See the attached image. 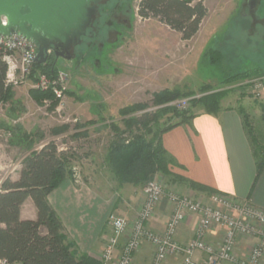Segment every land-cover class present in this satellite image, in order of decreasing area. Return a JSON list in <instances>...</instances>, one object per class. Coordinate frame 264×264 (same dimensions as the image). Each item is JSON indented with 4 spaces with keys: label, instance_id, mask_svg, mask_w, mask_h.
<instances>
[{
    "label": "rangeland",
    "instance_id": "1",
    "mask_svg": "<svg viewBox=\"0 0 264 264\" xmlns=\"http://www.w3.org/2000/svg\"><path fill=\"white\" fill-rule=\"evenodd\" d=\"M202 1L207 16L194 37L182 40L179 33L156 19L140 18L136 13L138 0H100L86 34L80 43L70 46L72 58L55 57L52 49L47 57L56 78L61 76V107L56 109L58 98L53 108L49 100L45 106L43 101L40 105L30 97L29 89L37 88V75L42 74L35 68L27 80L11 87L12 103H0V183L7 177L18 178L21 160L29 152L26 145L14 143L15 136L9 130L19 124L31 134L32 148L54 140L60 149L74 153L70 178L77 172L81 181L101 197L114 200L121 191L105 160L108 145L115 138L109 124L113 122L124 130L120 110L127 106H137L132 116L146 117L151 123L157 109L153 95L165 88L196 94L203 85L243 91L251 133L264 147L260 106L264 100V0L254 6H249V0ZM209 44L224 53L226 68H258L262 77L252 78L248 84L235 82L223 87L220 69L201 63ZM255 79L262 84L257 98L252 83ZM170 116H156L158 125L163 126ZM141 131L136 125L121 137L129 138ZM79 132L80 137L75 135ZM150 179L166 189L165 180L155 176ZM145 183L136 185L141 194Z\"/></svg>",
    "mask_w": 264,
    "mask_h": 264
},
{
    "label": "trees",
    "instance_id": "2",
    "mask_svg": "<svg viewBox=\"0 0 264 264\" xmlns=\"http://www.w3.org/2000/svg\"><path fill=\"white\" fill-rule=\"evenodd\" d=\"M136 13L142 19L153 18L168 26L179 33L182 40H190L199 31L208 10L202 0H138ZM201 63L214 65L220 69L223 87L262 77L258 68L243 71L226 68L224 53L212 44L204 49ZM34 68L39 69L51 80L56 78V70L48 61L35 62ZM5 74L6 64L0 59V103H12L13 93L11 87L5 84ZM248 83L250 82L246 84ZM229 91L228 88L215 89L210 85H203L199 89V97L192 98L187 108L178 109L168 103L181 97L194 96L196 93L165 88L153 95V103L157 109L151 123L146 117L140 119L132 116L137 106L122 108L120 115L125 128L121 130L113 122L109 124L115 138L109 143L105 156L117 184L141 185L155 174L170 176L173 180H184L171 172L170 166L175 162L162 146L161 136L179 124L188 123L195 116L192 108L197 105L203 106L209 113H216L220 109L221 99ZM29 95L40 105L44 99L51 101L50 107L54 108L57 104V99L50 88H31ZM260 106L264 120V100ZM238 111L242 115L245 132L251 142L256 180L264 169V147L258 145L254 139L245 109L239 107ZM167 113L171 115L169 120L163 126H159L156 116ZM91 123L93 122L89 124ZM136 125L140 126L141 133H134L129 138L121 137L125 130L131 132V128ZM9 130L15 136L14 143L26 145L29 152L21 160L18 178L7 177L0 183V258L10 264H98L88 255L79 253L48 200V194L65 178L72 176L71 160L76 155L60 149L54 140L43 143L40 148H32L31 134L24 132L19 124L9 127ZM146 134H150L151 137L147 139ZM75 135L80 137L82 134L79 132ZM191 185L195 186L193 183ZM198 188L208 194L214 193L203 186ZM27 198H31L35 205L37 212L35 219L20 217L21 207Z\"/></svg>",
    "mask_w": 264,
    "mask_h": 264
},
{
    "label": "crops",
    "instance_id": "3",
    "mask_svg": "<svg viewBox=\"0 0 264 264\" xmlns=\"http://www.w3.org/2000/svg\"><path fill=\"white\" fill-rule=\"evenodd\" d=\"M242 93L240 90L227 93L216 113L207 112L201 105L195 106L192 108L195 116L188 123L179 124L161 136L162 146L175 162L170 166L171 172L184 179L173 180L170 176L155 174L168 183L165 191L200 198L208 194L198 188L203 186L235 201H248L264 209V169L255 180L252 146L238 111L239 107L244 108L245 96ZM119 189L121 192L114 200H106L94 188L82 181L75 184L67 177L48 194L49 203L60 217L69 239L75 243L79 253L88 255L97 263L110 234L109 213L114 212L131 222L142 203V194L136 185L125 183ZM171 212L172 204L166 198L161 199L154 207L147 226L155 232H162ZM36 214L33 201L27 198L21 207L20 217L35 219ZM197 223V215L188 214L177 228L176 241L186 243L192 239ZM222 234L223 228L212 227L205 240L218 246ZM125 239L126 235L121 238L118 251ZM257 242V238L238 235L234 248L236 256L244 258ZM153 254V246L143 242L135 252L132 264H150ZM202 257L201 252L193 255L194 259ZM180 263V255H169L163 262ZM260 264H264V256Z\"/></svg>",
    "mask_w": 264,
    "mask_h": 264
},
{
    "label": "built area",
    "instance_id": "4",
    "mask_svg": "<svg viewBox=\"0 0 264 264\" xmlns=\"http://www.w3.org/2000/svg\"><path fill=\"white\" fill-rule=\"evenodd\" d=\"M1 23L6 25V18L1 17ZM51 49L46 54L50 55ZM37 44L18 30L10 34L0 33V59L6 64L5 84L16 87L27 80L34 70L36 62ZM35 87L50 88L54 97L60 100L56 109H59L63 100V89L59 87L61 76L49 79L44 74L37 75ZM257 98L261 89L260 79L252 81ZM195 94L190 97H181L168 103L178 109H185ZM47 99L43 104L48 105ZM75 183H81L77 172L73 173ZM143 200L133 221L114 212L109 213L107 222L110 234L107 237L98 264H132L135 252L143 242L154 248L150 264H163L169 255H180V264H260L264 256V209L252 205L248 201L238 202L231 197L211 193L200 198H194L176 191H165L161 184L149 179L142 190ZM166 198L172 204V212L162 232L151 230L147 223L153 215L156 204ZM188 214H196L198 223L195 235L186 243H179L175 234L179 224ZM212 227L223 228L222 240L214 246L205 240L206 233ZM126 235L120 250L121 238ZM238 235L257 238L248 254L239 259L235 252ZM195 252L203 254L202 259H194ZM0 264H10L0 258Z\"/></svg>",
    "mask_w": 264,
    "mask_h": 264
},
{
    "label": "water",
    "instance_id": "5",
    "mask_svg": "<svg viewBox=\"0 0 264 264\" xmlns=\"http://www.w3.org/2000/svg\"><path fill=\"white\" fill-rule=\"evenodd\" d=\"M100 0H0V33L20 31L37 44L36 62L47 61L48 49L55 57L72 58L70 46L86 34L95 5ZM258 0H249L254 6ZM6 18V25L1 17Z\"/></svg>",
    "mask_w": 264,
    "mask_h": 264
},
{
    "label": "flooded vegetation",
    "instance_id": "6",
    "mask_svg": "<svg viewBox=\"0 0 264 264\" xmlns=\"http://www.w3.org/2000/svg\"><path fill=\"white\" fill-rule=\"evenodd\" d=\"M52 55V54H51ZM51 57V56H50Z\"/></svg>",
    "mask_w": 264,
    "mask_h": 264
}]
</instances>
